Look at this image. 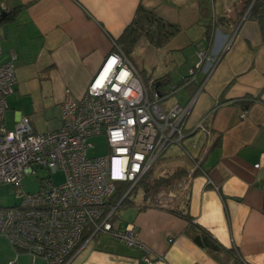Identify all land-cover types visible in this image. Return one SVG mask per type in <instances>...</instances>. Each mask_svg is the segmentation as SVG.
Returning <instances> with one entry per match:
<instances>
[{
	"label": "crops",
	"instance_id": "obj_1",
	"mask_svg": "<svg viewBox=\"0 0 264 264\" xmlns=\"http://www.w3.org/2000/svg\"><path fill=\"white\" fill-rule=\"evenodd\" d=\"M3 3L8 10L0 20V63L13 53L16 75L6 97L8 128L26 115L36 132L58 129L64 97L83 94L139 4L179 27L160 47L140 37L126 55L142 80L154 77L162 91L180 83L199 52L206 55L196 80L159 103L163 110L190 104L184 131L197 138L192 146L199 148L190 167L179 166L186 170L180 178L187 188L178 189L174 205L142 202L127 207L124 223H115L131 226L147 250L100 233L104 237L93 236L67 264H220L188 236V222L171 210L186 211L194 225L224 248H235L245 263L264 264V18L251 13L253 1ZM199 123L203 131L195 129ZM15 255L7 246V262ZM15 262L44 264L33 263L26 252Z\"/></svg>",
	"mask_w": 264,
	"mask_h": 264
},
{
	"label": "built area",
	"instance_id": "obj_2",
	"mask_svg": "<svg viewBox=\"0 0 264 264\" xmlns=\"http://www.w3.org/2000/svg\"><path fill=\"white\" fill-rule=\"evenodd\" d=\"M7 10L0 0V18ZM198 56L179 84L159 91L156 79L142 80L114 44L83 94L64 97L60 127L43 132H36L26 115L19 116L11 128L6 126V97L16 83L15 55L0 63V183L20 185L25 175L37 176L38 170L63 174L59 183L50 175L38 177L37 190L17 195L13 206H0V236L16 255L26 252L33 263L41 259L44 264H67L85 242L100 233L147 250L131 226L119 228L112 219L167 144H179L184 137L190 104L176 103L163 110L159 103L196 80L206 59L203 52ZM195 129L203 131L204 127L199 123ZM99 134L105 136L108 153L87 157L88 138ZM123 184L125 191L111 203L118 185ZM179 188L185 190L187 184ZM15 256L7 264H16Z\"/></svg>",
	"mask_w": 264,
	"mask_h": 264
},
{
	"label": "rangeland",
	"instance_id": "obj_3",
	"mask_svg": "<svg viewBox=\"0 0 264 264\" xmlns=\"http://www.w3.org/2000/svg\"><path fill=\"white\" fill-rule=\"evenodd\" d=\"M188 114V113H187ZM184 137L178 144L176 141L169 142L165 147L162 154L156 160L151 168V176L153 178L159 176H169L175 170L181 168L179 166L190 167L193 158L196 156V151L199 148L193 147L195 142V136H187V133H183ZM177 136H174V138ZM197 139V138H196ZM87 142L90 146L86 150L87 157H96L108 153L107 142L103 134L89 137ZM176 164V165H175ZM35 174H27L21 181L20 185L11 186L10 184L0 183V206L9 207L18 202L17 195L23 192H33L38 189V177H47L59 183L63 180V174L61 172L50 173L45 170H38ZM182 182L180 177L175 178L168 188L161 187L154 195L144 194L143 183H138L128 194V198L125 203L119 205L115 210L113 221L115 223H124L126 221L127 207L147 202L151 200V203L167 204L168 206L174 205L177 197L179 196V186ZM100 235V236H99ZM97 234V238L104 237L101 234ZM7 246L10 248L9 243L0 236V264L7 263Z\"/></svg>",
	"mask_w": 264,
	"mask_h": 264
},
{
	"label": "trees",
	"instance_id": "obj_4",
	"mask_svg": "<svg viewBox=\"0 0 264 264\" xmlns=\"http://www.w3.org/2000/svg\"><path fill=\"white\" fill-rule=\"evenodd\" d=\"M252 1L253 3L250 7L251 13H254L259 18H264V0ZM178 32V25L166 21L153 10L144 7L142 4H139L130 24L124 28L123 32L119 36L118 46L127 55L140 37H144L152 45L160 47L166 44ZM250 102L251 100H248L244 106L249 105ZM150 170L140 181V183H143L144 185L147 196L148 194L154 195V193H156L161 187L168 188L175 178L181 177V175L186 172L185 168H180L175 170L169 176H159L153 178L151 176ZM126 187L127 185L125 184L118 185V188L120 189L112 195L110 202H116L121 197ZM127 198L128 197L126 196L122 203H125ZM171 211L188 222L187 228L185 230L188 236L196 244L210 253L220 264H247L243 261L235 248H224L212 237L211 234L202 229L200 226L194 225L191 221V217L186 211Z\"/></svg>",
	"mask_w": 264,
	"mask_h": 264
},
{
	"label": "water",
	"instance_id": "obj_5",
	"mask_svg": "<svg viewBox=\"0 0 264 264\" xmlns=\"http://www.w3.org/2000/svg\"><path fill=\"white\" fill-rule=\"evenodd\" d=\"M3 16H4V13L1 14V18H2ZM1 18H0V20H1Z\"/></svg>",
	"mask_w": 264,
	"mask_h": 264
}]
</instances>
